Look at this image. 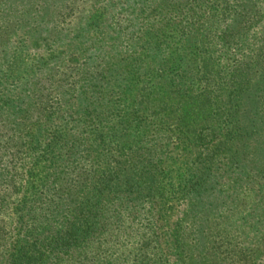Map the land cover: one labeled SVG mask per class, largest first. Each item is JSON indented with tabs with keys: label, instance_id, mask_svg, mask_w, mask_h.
<instances>
[{
	"label": "trees",
	"instance_id": "obj_1",
	"mask_svg": "<svg viewBox=\"0 0 264 264\" xmlns=\"http://www.w3.org/2000/svg\"><path fill=\"white\" fill-rule=\"evenodd\" d=\"M234 3L217 11L209 8L212 16L203 32L184 29L183 24L178 27L174 41L178 48L171 54L176 58L169 60L167 70L158 65L152 68L153 73L159 72L157 77L165 89L150 92L153 100L144 93L147 80H133L139 74L132 64L142 57L123 56L115 45H106L110 51L101 56L103 71L97 69L88 76L92 71L81 70L80 84L65 83L67 92L60 101L73 104L72 113L57 112L58 105L48 104L39 110L44 117L35 123L33 132L32 128L18 132L17 148L9 145L10 137L1 142L11 157L20 159L11 166L21 172L17 183L14 174L5 178L11 189L0 192V264H88L95 256L87 253L90 243L95 241L93 245L99 247L103 244L98 240L100 234L110 239L112 230L128 231L121 244L128 246L125 254L131 255L130 263L165 264L164 256L173 254V261L181 264L177 255L185 247L195 246L185 233L190 231L193 236L197 224L209 222L212 209L227 203L230 234L239 219L246 220L242 224L251 234L234 241L225 236L216 239L206 232L196 246L212 250L217 244L223 251L232 247L252 254L264 247V13L248 15L249 8L235 6L254 5L251 0ZM214 19L224 21L215 43L228 47L237 38L248 53L244 65L229 71L226 96L202 92L188 97L186 91L192 83L220 78L209 52L211 28H217ZM248 21L261 25L259 31L250 33ZM161 26L152 34L145 32L151 44L145 57L152 64L159 61L164 32L170 28ZM122 33L105 34L100 41L111 42ZM93 46L99 49L102 44ZM12 57L16 55L12 53ZM174 65L178 71H171ZM174 73L183 83L188 80L184 89ZM152 102L155 105L150 110ZM30 104L25 96L12 104V114L6 111L13 124L10 131L18 130L15 128L25 121L12 115L26 111ZM9 106V99L0 95V109ZM176 108L183 113L176 116L178 132L173 141L146 153V160L136 158L135 145L145 136L149 116L162 123ZM71 122L88 129V139L62 133L61 127ZM138 127L134 139L131 129ZM171 146L174 150L165 149ZM124 152L126 158L119 160ZM71 177L78 180L72 189ZM79 186L82 191L77 190ZM75 192L81 193L71 198ZM176 198L186 203L190 214L185 226L160 218L163 210H171L167 201ZM238 208H242L240 217ZM110 242L116 245L115 240Z\"/></svg>",
	"mask_w": 264,
	"mask_h": 264
},
{
	"label": "rangeland",
	"instance_id": "obj_2",
	"mask_svg": "<svg viewBox=\"0 0 264 264\" xmlns=\"http://www.w3.org/2000/svg\"><path fill=\"white\" fill-rule=\"evenodd\" d=\"M206 1L207 3H202L201 0H130V4H126L125 0H0V73L3 76L0 77V95L9 99L11 105L0 109L3 114V117H0V192H7L11 189L9 185H6L5 178L14 174L17 183L20 176L19 172H21L17 170V167L11 166L13 162L19 164L20 159L15 156L11 157L9 150L3 147L1 142L10 137L9 145H14L17 148L20 141L17 138L18 132L23 130V134L31 128V132H33L35 123L44 117L39 110L48 104H51L53 108L58 105L59 111L57 112L66 110L67 113H72L75 109L74 105L68 106L66 102L60 101L61 95L67 92L66 85L71 82L74 85L80 84L81 81L77 80L81 79V70L92 71L87 73L88 76H92L97 69L104 70L105 63L100 60L104 53L110 51L106 45H115V49H119L123 56L139 54L142 57L132 64L139 74V77H134L133 80H147L144 92L147 94V98L153 100V93L150 92H154L157 88L165 90L160 85V78L157 77L159 72L153 73L152 68L158 65L167 70L170 65L169 60L171 61L175 57L171 54L178 48L177 44H174L178 35V27H182L183 24L182 28L184 29L195 28L203 32L207 26L206 21L208 22L212 16L209 8L217 11L222 6H231L235 4L234 2L241 0ZM251 4L254 5L238 4L235 6L237 9L244 8L246 10L249 8L248 15L253 14V12L264 13V0H251ZM214 22H216L217 28H211L214 34L209 52L216 70H219L220 78L208 83H192L186 91L188 97L189 95L197 97V94L202 92L218 94L219 97L221 94L226 96L225 88L228 83L229 71L235 70L240 64H243L242 60L248 53L243 42L237 38L230 41V43H234V45L231 44L232 46L230 44L228 47L217 45L214 39L219 28L224 25V21L214 19ZM86 24H90V26ZM158 24H161V27L168 24L170 28L164 32L165 42L161 44L158 50L159 61L152 64L145 57L151 47L145 32L152 34L157 30ZM249 24V21L246 22L247 29L250 28L251 30L250 33L259 31L261 27L258 23L256 25L250 24L251 26ZM173 28H176V31H173ZM118 32L123 33L119 34L120 37L117 39L105 44L100 41L103 35L108 34L109 37H114ZM94 44H102V47L97 49L93 46ZM244 44L249 43L245 42ZM12 53L16 57H12ZM171 68L173 72L174 70L178 71L175 65ZM174 74H176L175 80H180L181 88L184 89L183 85H187L188 80L183 83L177 73ZM171 88L175 87L171 86ZM25 96H29L30 107L24 112L12 115L15 117L19 115L25 121L15 128L18 130L12 132L9 127H12L13 124L5 115L6 111L11 113L10 110L15 108L12 104L19 103V100H23ZM154 105V102L149 103V109L152 110ZM182 113L183 111L176 108L169 119L162 123H158L156 118L152 120L150 115L144 129L145 136L135 145L134 155L136 158L140 157L146 160L148 158L146 153H152L160 145H169L178 132L176 116ZM59 124L62 125L63 123L60 121ZM60 130L62 133L73 135L75 138L88 139L89 130L80 123L65 124ZM139 132V127L137 130L131 129L134 139ZM165 149L172 151L174 146ZM125 154V152L122 153L118 159H125ZM71 180L70 189L78 186L77 178L71 177ZM77 190L82 191L81 186ZM80 193L75 192L71 198ZM167 202L170 205L168 209L171 210L169 212L167 210L166 212L165 210L162 211L161 221L178 222L182 226L187 225L190 222V214L186 212V203L180 198ZM228 205L229 203L212 209V212L208 214L211 217L210 219L208 217L209 222L205 225L197 224L195 228L198 230L193 236L186 229V240L191 241L195 246H187L182 253L177 255L180 258L179 263L264 264V247L262 246L253 254L232 249V247L223 251L222 246L220 245L219 248L217 244L212 250L206 248L202 250L196 246L197 239L205 236L206 232H209L216 239L225 236L228 239H234V241L243 240L251 234L245 230L243 224L246 220L243 219L238 220L234 232L230 234L228 224L231 210L227 211ZM115 208L117 211V206ZM237 210L240 211L237 213L239 217L243 215L242 208ZM208 224H211L210 228ZM239 226H241L240 229ZM236 228L237 233L235 232ZM127 233V230L124 232L119 230L118 233L112 230L109 234L110 239L107 234H100L101 238L98 240L103 244L98 247L93 245L95 241L90 243L91 250H87V253L89 255L95 254V256L92 262L88 264H138L137 260L135 263H130L131 255L125 254L126 251H129L128 246L121 244L125 241L123 238L126 237ZM112 240H115L116 243L114 244L116 245L110 242ZM262 245L264 246V243ZM115 256L117 259H114ZM174 257L173 254L165 255L163 258L165 264H177L178 261H173Z\"/></svg>",
	"mask_w": 264,
	"mask_h": 264
}]
</instances>
